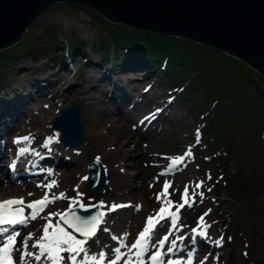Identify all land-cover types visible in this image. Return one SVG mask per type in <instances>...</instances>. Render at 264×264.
I'll return each instance as SVG.
<instances>
[{"label":"rangeland","instance_id":"1","mask_svg":"<svg viewBox=\"0 0 264 264\" xmlns=\"http://www.w3.org/2000/svg\"><path fill=\"white\" fill-rule=\"evenodd\" d=\"M94 11L96 10L84 3L55 2L40 12L16 42L0 48V52L2 51L0 53V66H2L1 68L6 76L5 82L0 84L7 85L10 88L15 87V91L18 92L24 90L26 81L30 82L34 79L43 80L46 83L52 81L58 85L55 87L49 86L45 90L46 92H50V89L56 92L58 90V94L52 99V105L37 111V114L33 110L34 118L27 114L23 117V123L29 128H35L38 125L43 132H47L50 135V140L48 138L46 140L47 147L59 151L62 148V155H72V151L75 150L63 148L61 143L53 139L49 124L53 114L61 108L60 103L67 104L76 99H81L84 103V138L83 146L79 147V150H83L91 158L99 157L106 164L109 179L105 192L100 195L106 206L105 211L113 204L117 205L115 202L117 197L122 198V200H130L131 205L120 213H141L142 220L138 225L139 227H135L137 233L146 226L148 216L154 218L158 216L159 209L164 206L165 200H171L177 205L182 203L181 196L187 185L189 196L191 197L194 190L197 196L194 202L190 201V206L185 204L179 210L178 224L181 229L192 230L200 224V218L208 212L207 219L213 231L218 235V239H222L220 246L223 250L222 256L218 253L214 255L216 264H253L257 257L264 259V183L259 185L257 181H254L255 183H252L253 185L249 188L239 186L235 197L238 201L232 203L233 200L227 198V193L230 192L227 173L231 175L232 169L236 165L248 176L255 178L258 171L264 175L262 144L258 142L256 146H253L254 150L253 148L248 149V152H251L246 155L247 158L242 156L246 153L241 154L240 152L241 155L234 153L235 155L231 157L230 153L226 154L223 149L219 150L218 142L208 138L205 134V118L199 111L196 101L187 98L184 90H180L182 87L179 89L174 86V83L167 82V79L164 78L163 68H157L150 72V69H147L145 65H140V60L137 57L127 55L124 46H118L115 42L108 43L106 41L108 30L103 23L107 21L97 18L93 14ZM53 42H60L64 46L55 51L50 46ZM76 42H80L85 50H75L72 45ZM28 43H31L32 47L25 50ZM135 59L139 68L122 70L120 75L127 80L133 79L136 81L139 93L145 91L148 94H156V100H159L160 103H164L165 100L167 102L171 101L173 103L171 118L167 121L158 122L155 118L153 119V115L149 116L160 109L153 108L157 105L155 102L152 105L140 106V109L135 110L136 114L127 124L130 131L127 138H130L131 141L128 143L115 142L116 147L110 148L111 143L102 138L99 140L92 130L96 122L94 101L90 94L83 92V87H89L92 82L89 81L82 88H79V83L85 75L93 73L100 75L101 71H105L112 66L119 69L120 63L125 60L135 61ZM93 61L101 63L102 68H96L95 63H92ZM137 70L139 72L136 73ZM258 72L263 74L260 71ZM1 86L0 95H2L4 89V86ZM47 98L48 96L45 99ZM44 102L46 100L42 99L43 107H45ZM29 105L32 106V104ZM10 135L14 143L20 138L17 131H13ZM238 137L241 138L240 134H238ZM139 141L141 146L136 144ZM254 142L256 141L254 140ZM14 143H10L12 151L20 146V144ZM245 145V147H250L252 143L246 142ZM38 150V156L48 152V150H43L41 147ZM108 151L113 154H118L120 151L122 155L120 161L122 162L119 164L116 160L112 161L113 158H106ZM186 152H191L192 155L190 157L185 156ZM181 156H185L184 163L169 171L171 161ZM22 161L30 164L31 156L24 157ZM43 163L47 164V169L49 167L58 168L53 158L44 159L39 164L41 166H38L42 167ZM59 168H64V166H59ZM117 168L121 169L127 182L123 193H117L114 180V171ZM74 169L75 173L67 180V183L72 182L74 187L68 193L64 192L66 196L64 199H59L61 201L59 204H48L45 210L37 216V219L29 221L26 225L16 226L15 230L23 232L17 240L18 245L22 238L29 233L39 231V235H41L43 226L47 223L44 217H47L49 213H60L61 205L70 204L71 199L74 197L85 204L95 199L96 194L87 189L86 181H81L83 177L82 170L87 172V165L86 168L82 166L74 167ZM86 172L84 176H86ZM40 174L41 177L35 179V185L28 186L23 183V180H27L26 178L10 182L9 180L13 176L7 173L9 177L3 176L1 178V180L3 179L2 182L0 180V199L16 195L23 198L25 204H27L33 200L41 199L48 192L47 188L38 187V185H46L62 177L57 173L55 176L46 175L45 173ZM246 178L248 179V177ZM165 181H168L171 185L168 189V196L161 197L158 200L157 197L163 191ZM201 181L203 185L197 189L195 186ZM77 186L78 191L83 193L81 197H77ZM55 191L57 189L53 187L49 195L53 196ZM30 193L31 195H29ZM199 193H203V196L201 197ZM229 202H231V206L228 210H222L224 206L229 205ZM171 210L176 211L175 208ZM115 212H108L107 221L101 225L100 234L96 239L92 238L89 244L94 240L105 238V236H108L106 242L111 240L110 237L113 231L111 230L110 235H107L108 231L105 232L103 229L111 228L115 219ZM57 220L58 216L52 217L54 224ZM121 226L117 228V231L114 230L116 232L113 235L116 236L118 231H123ZM124 227L126 228V226ZM131 239L135 240L136 235ZM133 242L130 241L129 244ZM177 248L179 252L181 248ZM150 251H154V249L151 248ZM171 254L166 253L165 260L170 259ZM145 260L147 261V256H145ZM201 261L202 259L197 258L196 264H201ZM120 264H123V261ZM205 264L211 263L206 262Z\"/></svg>","mask_w":264,"mask_h":264},{"label":"bare ground","instance_id":"2","mask_svg":"<svg viewBox=\"0 0 264 264\" xmlns=\"http://www.w3.org/2000/svg\"><path fill=\"white\" fill-rule=\"evenodd\" d=\"M92 63L94 64L95 61H93ZM95 65L96 68L99 69L102 68L101 63L96 62ZM119 66H120L119 69L118 68L116 69V67L112 66L111 68L105 71L100 70L102 72L100 75L94 73L88 74L87 76L85 75L79 83L80 85L79 88H82L89 81L92 82L89 87L87 88L83 87L84 88L83 92L85 94H90L91 97H93V101H94V113L96 115V122L93 125L92 130L94 133H96L99 140L100 138H102L105 141L110 142L111 143L110 148L116 147V145L114 144L115 142L128 143L131 141L130 138H127V135L130 134L129 129L127 128V124L128 121L133 117V115L136 114L135 110L140 109V106L143 107L146 105H152L155 102L157 105H155L153 108H160V109L157 112L156 111L153 112L149 116L153 115V119L155 118V120H158V122L162 120L164 121L170 120L171 118L170 114L173 109V103H171V101L167 102L165 100L164 103L163 102L160 103L159 100H156L157 98L156 94L153 95L148 94L145 91L139 93L138 91L139 87L137 86L138 83L136 81H134L133 79L127 80L120 75V72L122 70H126V69L134 70L136 68H139L137 66L136 59L135 61L125 60L123 63H120ZM137 72L139 71L137 70L136 73ZM25 83L26 84L24 90L20 92H18L17 90L15 91V87L10 88L9 86L7 87L6 85L4 86V89L2 88L3 89L2 95H0V180L3 176H5L6 178L9 177L7 175V173H9V175L13 176V177L11 176L12 179L9 180L10 182L19 179L23 180V178H26L27 180H23L24 181L23 183H26V185L28 186H34L36 183L35 179L41 177L40 173H45L46 175H54V176L57 173L59 175H62V177L59 178L58 180H55L57 185L56 186L57 191H55L53 195H58L61 192L68 193L69 190L72 189V187H74L72 186V182L67 183L68 182L67 180L73 175V173H75L74 167L77 168L84 166L86 168L87 162L91 158V156L85 154L83 150H79L80 149L79 147L83 146L82 144L78 147L63 146V148H70L71 150H75L72 151L73 152L72 155L64 156L62 155V148H60L61 151H59L54 148L51 149L50 147H47L46 140L47 138L50 140V135L47 132H43L38 125L35 126V128L32 127L29 128L28 126L25 125V123H23L24 121L23 117H25L27 114H30L31 118H34L33 110L34 113L37 114V111L39 110L41 111L43 108H47L51 106L52 99L55 98L56 94H58V90L57 92L53 89H50V92L45 91L49 86H53V87L58 86L57 84H54L52 81L46 83L43 80L34 79L31 80L30 82L26 81ZM3 94H7V95H3ZM46 96H48L47 99H45ZM132 96L135 97L133 98ZM42 99L46 100V102H44L45 107H43L41 103ZM33 103L35 104L34 106ZM29 104H32V106H30ZM60 104L62 105L64 104V102ZM133 124L135 123L133 122ZM28 129L29 131H27ZM13 131H17L19 133L20 138L24 136H29L30 140L28 142L20 143V146H18L15 150L12 151L10 149L11 148L10 143L11 142L14 143V142L10 134ZM125 138L127 139L125 140ZM14 144L17 143L15 142ZM136 144L138 146H141L140 141L136 142ZM40 145H44V146H40ZM20 147H29L30 149H32V151L26 153L23 156H18L16 152L17 150H19ZM39 147H41L43 150H48V152L44 155L41 154L40 156H38ZM29 156H31L30 164L22 161L24 157L28 158ZM36 156H38L37 159H35ZM121 156L122 155L120 151L118 154H113L110 151H108L106 154V158L107 157L109 159L113 158L112 161L116 160L117 163L119 162V164L122 162L120 161L122 158ZM46 158H51V159L53 158L58 168L55 169V167L52 168L49 167V169H47V164L44 163L42 167H39L41 166L39 165L40 162L44 161V159ZM13 165L15 166L13 167ZM59 166H64V168H59ZM82 171H83L82 176L84 177L86 171L84 170ZM83 177L81 180L82 182H83ZM108 177H109V173H108ZM114 180L117 187V193H123L124 187L127 184V182L120 168H117V170L114 171ZM60 202L61 201L57 199L55 203H53L52 205L56 203L59 204ZM115 202L117 203V205H127V206L122 208H117L114 210V212L116 211L114 213L115 219L111 225V228L108 229L107 235H110L111 230L113 231V233L116 232L117 228L120 225H122L121 227L123 231L120 232L118 231L116 236L113 235V233H111L112 236L110 237L111 238L110 241L106 242L108 236H105V238L103 237L99 240H94L92 243L88 244L90 256L95 255L98 257L101 251H104L106 253L105 264H108V257L110 259L114 258L115 256L114 248L119 246L121 241H123L127 246H130L131 244H129V242L135 241L131 238H133L135 235L137 238L138 237L137 234H139V232L141 231L139 230L137 233L135 232V227H137L140 224V221L142 220L140 212H134L132 214L120 213L122 212L123 209H126L128 208L129 205H131L130 200H122V198L117 197ZM68 204L69 203H66L65 205H61L60 211H63L66 208V206H68ZM207 213H205V215L203 216V220L205 224L209 225V227L207 228L208 238L204 239L199 236H196L195 244L192 243V239L194 235L192 230L181 229L180 225L177 222V228L173 230V234L172 236H170L169 239L171 240L177 236H184L185 239L183 241L177 242V247L181 248V250L179 252L177 251L175 253H172L170 259H180L186 262L188 252L195 249V255H194L195 258L193 257L194 264H196L197 258L202 259L204 264L206 262L211 264H216L214 262V255L215 253H218L219 255L222 256L223 250L220 247L221 245L217 246L214 243V241L218 239V235L215 234L216 232L213 231L212 226L210 225V222L207 219V215H208ZM155 218H157L156 220H159V223H156V228H155L156 235H154L153 237L152 240L153 244H155L156 241H158L160 238L166 235L171 226L170 218L158 219L159 218L158 216H156ZM106 221H107V215L105 217V222ZM127 221H129V223H127ZM124 226H126V228ZM200 228H202L201 224L197 225L196 229L200 230ZM115 229L116 231H114ZM100 231H101V226L97 232L96 237H98ZM22 233L23 232L20 231V237L22 236ZM32 234L34 235H33V240L29 241L30 245L35 241L36 238L39 237V231H36ZM96 237L94 238L96 239ZM113 237H116V239H113ZM77 238L80 239L78 235ZM31 250L36 251V249H31ZM122 252H127V247L122 248ZM63 255L67 257L68 254L64 253ZM82 258H83V254L81 255V257H78V260ZM30 264H36V262L30 261ZM41 264H49V262L46 260H42ZM68 264H71V262L69 261ZM88 264H92V262L89 261Z\"/></svg>","mask_w":264,"mask_h":264},{"label":"water","instance_id":"3","mask_svg":"<svg viewBox=\"0 0 264 264\" xmlns=\"http://www.w3.org/2000/svg\"><path fill=\"white\" fill-rule=\"evenodd\" d=\"M59 1L84 3L111 21L218 48L264 74V0H0V48L16 42L41 11ZM83 104L76 99L62 104L53 114L50 132L62 146L78 147L83 143ZM96 158L88 161L86 172L90 178L86 187L96 194L91 204L104 203L100 195L109 179L106 164L101 159L98 163ZM70 206L81 215L100 210L92 208L84 213L71 202L60 213ZM253 264H264V259L257 257Z\"/></svg>","mask_w":264,"mask_h":264},{"label":"trees","instance_id":"4","mask_svg":"<svg viewBox=\"0 0 264 264\" xmlns=\"http://www.w3.org/2000/svg\"><path fill=\"white\" fill-rule=\"evenodd\" d=\"M93 14L107 21L103 23L108 30V43L124 46L127 55L137 57L140 65H145L150 72L163 68L167 82L174 83L179 89L182 87L180 90H184L187 98L196 101L205 118V134L218 142L219 150L230 153L231 157L246 153L242 156L247 158L246 155L251 152L248 149L254 150L253 146L260 142L264 151L263 74L242 59L201 42L109 21L96 11ZM50 46L57 51L64 45L53 42ZM31 47L32 44L28 43L25 50ZM72 47L85 50L80 42ZM1 67L0 83L6 80ZM246 142L252 145L245 147ZM227 177L230 187L227 198H231L232 203L238 201L235 197L239 186L249 188L254 181L259 185L264 183L262 173L258 171L254 178L238 165L232 169L231 175L227 173ZM230 206L231 202L222 210L227 211Z\"/></svg>","mask_w":264,"mask_h":264},{"label":"snow or ice","instance_id":"5","mask_svg":"<svg viewBox=\"0 0 264 264\" xmlns=\"http://www.w3.org/2000/svg\"><path fill=\"white\" fill-rule=\"evenodd\" d=\"M30 140L29 136H24L18 138L15 142L20 144L22 142H28ZM32 151L29 147H20L17 155L23 156L26 153ZM191 152H186L185 156L190 157ZM185 156H181L178 159H173L171 161V167L169 171L175 166L181 165L185 161ZM97 162L99 163L100 158L97 157ZM15 165H13L14 167ZM101 177L97 175V180ZM89 176H84L83 180H89ZM203 185V182L196 184V188L199 189ZM56 182L51 181L46 185H38V187H45L48 192L38 200H33L25 204L23 198H13L5 199L0 201V264H30V261L36 262V264H41L42 260H46L49 264H88L89 261L92 264H105L106 253L101 251L99 256L89 255L88 244L92 238L96 237L100 225L105 222V217L108 212L114 211L117 208L126 207L127 205H115L113 204L107 211L103 210L106 206L103 202L99 204L89 203L87 206L81 203L77 198L72 199L73 205H78L79 209L84 213H88L90 209H100L92 215H81L77 211L76 207L70 206L69 209L63 213H49L44 219L47 223L43 226L42 234L35 239L31 245L29 241L33 240L32 233L23 237L18 245L17 240L20 237V232L15 230L18 225H26L29 221L37 219V216L42 213L48 204L55 203L57 199H64L66 194L61 192L58 195L50 196L53 187H56ZM171 187L168 181L164 182L163 191L158 195L157 199L161 197L168 196V189ZM31 195V193L29 194ZM202 197L203 193H199ZM83 196V193L78 191L77 186V197ZM197 193L194 190L189 196L188 186L186 185L182 193L181 199L182 203L174 204L171 200H165L164 206H161L158 212V217L160 219L170 218V228L168 233L156 241L155 244L152 243L154 235H156L155 228L156 223L159 220H155L153 216H148L146 219V226L142 231L139 232L138 237L135 241L127 246L123 241L119 246L114 248L115 256L108 260V264H194L193 257L195 255V249L191 250L187 254L186 262L180 259H167L165 260V255L178 251L177 242L183 241L184 236H177L173 239H169L173 234V230L177 228L178 214L179 210L189 204L190 201L194 202ZM175 208L176 211L171 209ZM25 209L31 210L25 215ZM59 216V219L54 224L52 222V217ZM155 220V222H154ZM200 224L204 230H198L196 228L192 229L193 239L192 243H196V236L207 239V228L209 225L204 223L203 217L200 218ZM105 232L108 231L107 228L103 229ZM76 233L79 234L80 239L77 238ZM116 239V237H113ZM217 246H220L222 239H217L214 241ZM168 245L165 252V246ZM127 247V252H122V248ZM151 248H155V251H150ZM31 249H36L32 251ZM67 253V257L63 255ZM83 258L78 260V257ZM147 255V261L145 256ZM201 264H204L201 261Z\"/></svg>","mask_w":264,"mask_h":264}]
</instances>
